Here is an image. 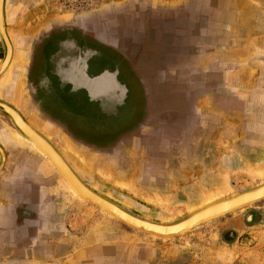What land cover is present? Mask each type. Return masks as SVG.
<instances>
[{
	"label": "crops",
	"instance_id": "1",
	"mask_svg": "<svg viewBox=\"0 0 264 264\" xmlns=\"http://www.w3.org/2000/svg\"><path fill=\"white\" fill-rule=\"evenodd\" d=\"M72 2L4 0L13 54L0 73V101L48 139L87 186L125 210L141 216L151 206L196 204L202 193L193 196L184 184L195 166L208 163L207 134L214 133L217 122H212L215 130L202 123L209 107L207 87L214 83L207 77L194 81L190 71L203 62L205 76L207 69L222 66L218 45L224 22L233 37V27L253 22L256 10L249 18L236 0H211V12L197 11L208 0H100L81 12ZM117 5L123 8L111 12ZM143 16L166 22L184 18L178 32L190 38L188 49L180 52L186 58L167 62L182 66L185 58L194 65L174 66L160 75L153 62L152 73H136L126 84L118 78L106 81L109 73L89 75L91 57L99 54L110 61V55L88 42L115 51L129 36L127 23ZM92 18L99 26H93ZM175 31L169 34L175 36ZM4 53L0 38V63ZM210 116L217 118L215 112ZM193 117L198 118L195 124ZM0 146L5 152L0 164V264H84L94 247L110 245L118 259L123 252L117 245L125 248L122 264H264V201L252 205L248 222L238 213L214 219L209 227L219 232L211 241H202L201 229L172 241H154L126 225L123 229L117 219L112 223L99 215L91 222L75 212L78 198L56 167L1 112ZM229 231L231 238H223ZM107 256L101 253L95 262Z\"/></svg>",
	"mask_w": 264,
	"mask_h": 264
},
{
	"label": "rangeland",
	"instance_id": "2",
	"mask_svg": "<svg viewBox=\"0 0 264 264\" xmlns=\"http://www.w3.org/2000/svg\"><path fill=\"white\" fill-rule=\"evenodd\" d=\"M98 1L100 0H73L72 4H69L71 6L73 4L75 6L79 5L80 11L83 12L88 8H92ZM236 1L238 2V9L249 18L253 17L252 13L256 10L255 20L253 22L242 21L240 24H236L232 29L233 37L230 35L229 22H224V35L218 45L219 48L222 47L224 53L223 65L218 66L217 69L214 67L207 69V76L203 74L207 65L203 62L190 71L194 81L198 79L205 80L204 78L207 77L210 83H214L207 87L209 107L207 109V117H203L202 121L203 124L207 123L209 130H215V125L212 126V122H217V129L214 133L208 132L207 134L208 163L195 166L191 173L188 174L189 181L184 184L185 188H189L187 190L188 193L192 192L193 196L202 193V197L200 200L197 199L198 202L196 204L172 203L168 207L151 206L146 213H142L143 215H137L139 217L144 216V218L156 222H171L199 208L201 205L207 204L205 203L206 199L210 196L211 201H216L264 182V0ZM242 1L247 2L248 6L244 5ZM122 8L123 6L117 5L109 9L111 12H115L120 11ZM205 9L211 12V0H208L207 7H198L197 11ZM90 20L92 23L94 22L93 26H99L100 21H95L93 18ZM164 20L166 19H160L157 16H143V19L140 18L133 20V22H128V27L125 30H129V36L116 46L115 51L108 48L109 46L104 49L102 44L96 45L94 44L95 41L88 42L89 39L84 38L89 43L88 45L104 50L110 55V61L99 54L96 57H91L89 60V75L101 73L100 77L103 78L107 77L109 73L106 81L118 78L119 81L126 84L130 77H135L134 74L136 73H152L153 68L151 66L153 62L155 66L159 65L160 75L169 68H174V66L177 69L181 67L188 69L193 66L194 64H189L187 59H185V53H180L183 51L182 49H188L187 47L190 45V38L187 39L183 36V32L181 34L178 32V30L182 31L184 18L179 20L176 18L175 22L172 20L166 22ZM173 30H176L175 36L174 34H169ZM66 35L65 33L62 36ZM154 51L159 53L153 56L152 53ZM130 55L135 56L134 61L129 59L128 56ZM182 55L185 57L181 60L183 61L182 66L173 61L167 62L178 60ZM130 62L132 63L130 64ZM188 73L189 71L186 70V75ZM215 83L218 85H215ZM106 88L109 89L111 87ZM212 112H215L217 118L210 116ZM197 120L198 118L193 117L191 118V123L195 124ZM91 125L92 127L94 126L92 123ZM97 126L95 125V127ZM63 139L65 145L69 147L68 140L65 137ZM28 143L33 146L29 141ZM37 152L45 157L40 151ZM66 185L78 198V206L74 207L75 212L83 213V217L90 219L91 222L94 219L96 221L100 215L104 221L107 219L108 222L112 221V223H115V217L85 202L74 193L67 183ZM205 187H207V191ZM262 201L264 199L256 202V204L253 203L215 219L219 220V218L234 216L238 213L241 214L244 222L246 220L248 222L251 217L250 215L246 216V213L251 209L252 205H259ZM149 211L153 212L149 213ZM212 221L216 220H209L184 234L168 239H157L149 234L139 232L137 234H140H138L139 237L166 242L184 237L192 232H198L201 229L203 234L202 241H211L219 232L217 228L209 227ZM119 225L123 229L126 226L128 230L133 229L124 223H119ZM230 233L231 231L225 232L222 237L229 239L231 238ZM117 246L123 252L120 259L113 257L114 245H110L108 249L96 246L89 252L91 260L88 259L84 264H122L125 262L126 250L125 248L122 249L123 245ZM101 253L109 254V256L102 262H95L94 257L100 256ZM80 264L83 263L81 262Z\"/></svg>",
	"mask_w": 264,
	"mask_h": 264
},
{
	"label": "water",
	"instance_id": "3",
	"mask_svg": "<svg viewBox=\"0 0 264 264\" xmlns=\"http://www.w3.org/2000/svg\"><path fill=\"white\" fill-rule=\"evenodd\" d=\"M5 28L4 0H0V31ZM0 38L5 47L4 57L0 63L4 66L9 54L6 38L2 31ZM0 112L3 113L11 124L25 137L31 139L54 163L56 169L68 185L77 194L98 209H102L115 217L120 222L132 227L139 233L150 234L158 238H173L190 231L209 220L221 217L236 210L264 199V182L256 186L241 190L227 197L207 203L181 218L171 222H156L139 217L110 199L100 195L87 186L78 175L72 170L58 150L40 132L32 128L21 114L12 106L0 101ZM1 148V147H0ZM5 154L0 151V164L3 162Z\"/></svg>",
	"mask_w": 264,
	"mask_h": 264
},
{
	"label": "bare ground",
	"instance_id": "4",
	"mask_svg": "<svg viewBox=\"0 0 264 264\" xmlns=\"http://www.w3.org/2000/svg\"><path fill=\"white\" fill-rule=\"evenodd\" d=\"M2 34H3V36H4V38H6V40H7V43H8V48H9V56H8V58H7V60L4 62V66H1V68H0V73H2L6 68H7V66H8V64H9V59H10V57H11V55H12V51H11V45H10V43H9V39H8V37H7V33H6V29L5 28H3L2 30ZM1 31H0V33H1ZM30 125V124H29ZM32 128H34L32 125H30ZM15 130L24 138V139H26L27 141H29L31 144H33V148L35 149V150H37V151H40L43 155H45V157L48 159V161L51 163V165L52 166H54L55 167V165H54V163L52 162V160L49 158V156L48 155H46L31 139H29V138H27V137H25V136H23L16 128H15ZM36 130V129H35ZM0 151H1V153L2 154H5V152H4V150H3V148L1 147L0 148ZM67 183V182H66ZM68 184V183H67ZM69 186V185H68ZM70 187V186H69ZM71 188V187H70ZM73 190V189H72ZM74 191V190H73ZM74 193H76L77 194V192H75L74 191ZM78 195V194H77ZM79 196V195H78ZM80 197V196H79ZM81 198V197H80ZM207 198V197H206ZM210 198H211V196L210 197H208L207 199H206V202L205 203H210V202H213V201H211L210 200ZM83 199V198H82ZM204 203V204H205ZM202 206V205H201ZM200 206V207H201ZM102 210V209H101ZM104 211V210H103ZM106 212V211H105ZM108 213V212H107ZM110 214V213H109ZM111 215V214H110ZM113 216V215H112Z\"/></svg>",
	"mask_w": 264,
	"mask_h": 264
},
{
	"label": "flooded vegetation",
	"instance_id": "5",
	"mask_svg": "<svg viewBox=\"0 0 264 264\" xmlns=\"http://www.w3.org/2000/svg\"><path fill=\"white\" fill-rule=\"evenodd\" d=\"M7 33V32H6ZM7 37H8V35H7ZM8 39H9V37H8ZM9 43H10V45H11V51H12V54H13V47H12V44H11V41H10V39H9ZM12 56V55H11ZM10 60H11V57H10V59H9V64L8 65H10ZM21 84V83H20ZM19 96V95H18Z\"/></svg>",
	"mask_w": 264,
	"mask_h": 264
}]
</instances>
